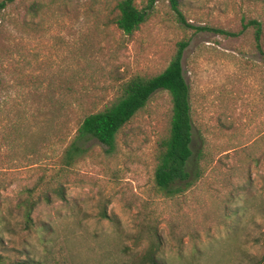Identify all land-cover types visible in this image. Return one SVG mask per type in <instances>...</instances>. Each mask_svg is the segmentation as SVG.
Wrapping results in <instances>:
<instances>
[{
  "label": "rangeland",
  "instance_id": "1",
  "mask_svg": "<svg viewBox=\"0 0 264 264\" xmlns=\"http://www.w3.org/2000/svg\"><path fill=\"white\" fill-rule=\"evenodd\" d=\"M118 1L0 0V264H264V0H179L181 15L155 0L132 35L114 24ZM180 42L189 183H155L164 91L114 149L85 140L65 166L84 117L161 73Z\"/></svg>",
  "mask_w": 264,
  "mask_h": 264
},
{
  "label": "trees",
  "instance_id": "2",
  "mask_svg": "<svg viewBox=\"0 0 264 264\" xmlns=\"http://www.w3.org/2000/svg\"><path fill=\"white\" fill-rule=\"evenodd\" d=\"M154 1L147 0V4L142 8L136 6L135 0L118 1L114 24L125 35H132L146 21ZM170 1L173 9L181 15L178 10L179 0ZM3 5L0 4V9ZM187 45V42L178 44L171 62L161 73L150 78L140 76L131 78L122 86L119 96L112 102L100 111L86 115L64 152V165L69 166L73 163L82 151L80 145L85 140L95 139L109 149H114L116 137L121 130L145 107L155 93L164 91L170 96L171 118L167 136L158 143L154 177L161 191L167 194L179 193L182 189L180 185L188 184L192 176L190 165L194 156L191 148L193 125L189 87L181 65L183 51ZM197 157L200 159L202 153ZM54 191L64 199L62 186L56 187ZM45 199L48 200L47 194ZM26 225L29 229L34 226L30 216L27 217ZM40 229L46 235L55 232L54 226L48 223L42 224ZM147 263L159 264L157 258L151 254L144 257L142 264Z\"/></svg>",
  "mask_w": 264,
  "mask_h": 264
}]
</instances>
